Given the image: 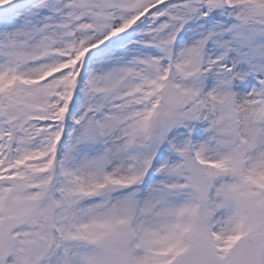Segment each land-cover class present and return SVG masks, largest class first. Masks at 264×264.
Instances as JSON below:
<instances>
[{"label": "snow or ice", "instance_id": "obj_1", "mask_svg": "<svg viewBox=\"0 0 264 264\" xmlns=\"http://www.w3.org/2000/svg\"><path fill=\"white\" fill-rule=\"evenodd\" d=\"M0 264H264V0H0Z\"/></svg>", "mask_w": 264, "mask_h": 264}]
</instances>
